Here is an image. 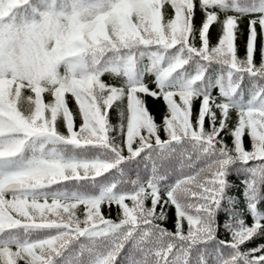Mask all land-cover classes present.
Returning a JSON list of instances; mask_svg holds the SVG:
<instances>
[{
    "label": "snow or ice",
    "instance_id": "snow-or-ice-1",
    "mask_svg": "<svg viewBox=\"0 0 264 264\" xmlns=\"http://www.w3.org/2000/svg\"><path fill=\"white\" fill-rule=\"evenodd\" d=\"M262 205L264 0H0V264H264Z\"/></svg>",
    "mask_w": 264,
    "mask_h": 264
},
{
    "label": "trees",
    "instance_id": "trees-1",
    "mask_svg": "<svg viewBox=\"0 0 264 264\" xmlns=\"http://www.w3.org/2000/svg\"><path fill=\"white\" fill-rule=\"evenodd\" d=\"M216 34H217V28L214 26L213 29H212V35H213V42H215V37H216ZM237 44H238V48L240 49V55H243V36H241V38L237 41ZM147 104H148V107H149V110L152 111V113L154 114L155 116V119L156 121L159 123L161 121V116H162V113H163V104L162 102L160 101H155L153 100L152 98H148L147 99ZM111 115V118H112V122L113 123H116V113L115 111H112L110 113ZM231 181L233 182H237L235 180V177H230L229 178ZM262 208H264V205H262ZM115 208H113V217H115ZM223 219V217H222ZM169 227H171V224L169 225Z\"/></svg>",
    "mask_w": 264,
    "mask_h": 264
}]
</instances>
